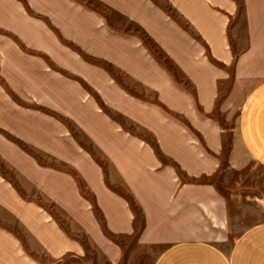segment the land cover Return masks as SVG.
Segmentation results:
<instances>
[{
    "label": "crops",
    "instance_id": "0c3cea01",
    "mask_svg": "<svg viewBox=\"0 0 264 264\" xmlns=\"http://www.w3.org/2000/svg\"><path fill=\"white\" fill-rule=\"evenodd\" d=\"M97 1L135 23L175 67L140 40L127 45L126 63L113 46L105 55L126 70L128 90L109 102L128 122L93 141L131 198L115 189L89 151L76 155L70 139H57L38 119L10 126L2 107L0 158L61 205L72 199L86 205L82 192L89 191L113 233L141 227L163 237L167 246L155 264H264V217L240 223L248 212H264V178L254 174L251 182L246 171V160L264 170V0ZM71 6L72 0H0V67L7 60L1 37L6 42L9 29L52 58L56 26L62 35H81L95 19L97 36L115 32L104 16ZM78 22L81 31H72ZM25 67L22 82L34 86L38 76ZM220 100L238 108L234 143L216 116ZM9 132L77 174L21 156ZM23 194L0 171V264H48L71 251L70 236Z\"/></svg>",
    "mask_w": 264,
    "mask_h": 264
},
{
    "label": "rangeland",
    "instance_id": "374dc122",
    "mask_svg": "<svg viewBox=\"0 0 264 264\" xmlns=\"http://www.w3.org/2000/svg\"><path fill=\"white\" fill-rule=\"evenodd\" d=\"M83 6L89 13L104 16L105 21L115 27V32L97 36L95 19L89 20L88 26L83 30L85 34L81 35H62L60 33L63 30L56 26L55 58L48 57L43 50L30 48L10 29L6 42L1 37L3 61L7 59L2 62L3 67H0V107L7 109V115L1 118H6L7 123L13 127L21 125L19 120L38 119L42 127L55 133L57 139H70L73 150L78 151L76 155L87 150L97 157L106 167L115 189L131 198L126 186L118 180L108 158L93 141L96 134H105L110 126H126L128 122L126 115L114 110L109 102L113 94L118 96V90L122 93L128 90L126 70L108 60L105 55L111 56L112 48L115 47L114 54L126 63L127 45L133 40H140L149 45L157 58L171 68L175 67L164 57L149 35L142 32L135 23L97 0H72V9L82 8L84 11ZM75 27L72 31H81L79 22ZM40 41H43L41 37ZM68 48L71 58L68 56ZM24 65L38 76L39 82L34 86L22 82L20 74ZM220 103L216 116L228 128L227 139L234 143L238 108L235 103L229 106L226 101L220 100ZM9 135L13 137L10 132ZM13 138L20 145L17 150L21 156H36L46 167L77 174V170L69 163ZM147 138L153 140L150 135ZM246 161V171L251 174V182L255 180L252 176L254 174L258 178H264L261 167L253 161ZM0 171L21 188L25 198L38 200L42 209H45V215L72 239L71 251L49 260L48 264H155L157 256L167 246L163 237L151 236L143 232L141 227H137L133 233L111 232L103 220L101 210L93 201V194L85 189L82 193L87 196L88 204L83 205L79 199H72L71 203L61 205L49 200L41 191L33 189L30 180L23 177L14 164L3 158H0ZM246 215L247 219L240 223L256 221L258 217H264V212H248ZM233 230L237 231L239 228ZM114 256H118L117 259Z\"/></svg>",
    "mask_w": 264,
    "mask_h": 264
},
{
    "label": "snow or ice",
    "instance_id": "6c2138e0",
    "mask_svg": "<svg viewBox=\"0 0 264 264\" xmlns=\"http://www.w3.org/2000/svg\"><path fill=\"white\" fill-rule=\"evenodd\" d=\"M261 113L264 115V100L261 101Z\"/></svg>",
    "mask_w": 264,
    "mask_h": 264
}]
</instances>
